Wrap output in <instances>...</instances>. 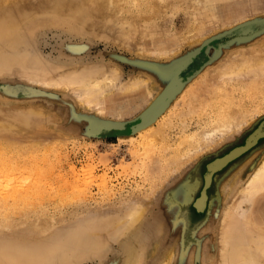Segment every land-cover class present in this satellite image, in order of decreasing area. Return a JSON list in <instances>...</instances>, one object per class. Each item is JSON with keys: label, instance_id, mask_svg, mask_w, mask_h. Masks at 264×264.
Instances as JSON below:
<instances>
[{"label": "rangeland", "instance_id": "1", "mask_svg": "<svg viewBox=\"0 0 264 264\" xmlns=\"http://www.w3.org/2000/svg\"><path fill=\"white\" fill-rule=\"evenodd\" d=\"M195 50L165 74L164 67ZM239 59L264 61V0H0V121L19 128L17 135L8 127L12 135L0 123V264H99L104 256L101 264H115L122 238L115 224L141 202L146 220L137 235H153L145 264H156L166 249L176 251L170 264H189L193 251V264H209L201 259L208 255L217 260L219 219L239 202L237 239L264 263V235L249 222L259 210L264 222V190L247 198L237 193L264 156V137L215 172L205 208H193L207 165L264 126V86L247 75L220 78ZM110 67L119 79L102 116L50 84L105 76ZM177 71L185 75V91L150 133L163 130L164 138L131 136L129 126ZM138 77L148 81L151 97L143 95L146 88L125 91ZM227 107L240 119L239 132L205 147L199 132ZM118 120L122 132L89 131L91 121Z\"/></svg>", "mask_w": 264, "mask_h": 264}, {"label": "bare ground", "instance_id": "2", "mask_svg": "<svg viewBox=\"0 0 264 264\" xmlns=\"http://www.w3.org/2000/svg\"><path fill=\"white\" fill-rule=\"evenodd\" d=\"M207 45H209V43ZM204 46H206V45H204ZM155 54H156L157 57H164V55L166 53H155ZM233 55H232V57H233ZM234 57H235V55H234ZM200 58H201V56L198 58V61L200 60ZM262 60H263V58H262ZM177 64H179V63H177ZM224 64H226V63H224ZM74 74H72V75L74 76ZM102 74L101 75H98L97 74L98 77L96 75L93 78H90V77L88 78V76H86V78H85V76H84V78H82V79H75V78H71V77L70 78H67L68 77L67 76L63 80L54 81L52 83H50V82L46 83L45 80L38 81V83H42L46 87H52L53 86V88L58 89V90H61V91H64V92L65 91L67 92V91H70L71 90V92L74 93V97L76 98V101H77L78 104H80L81 106H83L84 108H86V110L87 109H93V110L96 111L97 114H99V115L102 116V115H105V114H104V110L101 108V106L105 102H108V100H109L108 103H111L112 102L111 100L113 98V93H114V90L117 88V81L119 79V77H118L119 76L118 75V71H117L116 68H111L110 67V68H108V73H105L106 75L104 74L105 76H102ZM220 75H221L220 78L221 77H225V78H227L230 81L233 78H239V77H242L243 75H247L249 77L248 79L254 80L256 82V83L253 82V85L255 87H257V88H260V87H263L264 86V61H261V60H258V59H247V60H243V61L240 60V61H238V62H236L234 64H232V62H231L226 67H224V70L221 72ZM80 76H83V75H80ZM184 76H185L184 74H182L181 72H178V73H176L174 76H172L170 78V81H169L168 85H166L163 88V90H162L163 93L161 91V93L159 94L160 97H159V95H157L153 99V101L151 102V104H149L148 108L143 111L140 119L134 125H130V126H135L133 128L132 133H129L131 136H136V135H139L140 136V135H146L147 133L148 134L151 133V131L153 129V126L168 111V109L170 107L169 102L174 99V96L179 95V94L182 93L183 86H184V81H185ZM78 77H79V75H78ZM49 83L52 84V86ZM148 87H149L148 86V81L145 80V79H143L142 77L141 78L140 77L133 78V80L131 79L130 82L128 81V83L124 85V89L127 92L134 91V90H137L138 92H140V89L141 88H143V89L146 88L145 89V94H143V95H145V96L149 95L151 97L152 94H151V91H150V89ZM7 91H8V87H7ZM165 91H168V93L166 94ZM9 93H10V91H9ZM234 111L235 110L232 109V107H227L226 109L223 108V109L217 110L215 112V119H214V121H212L211 123L205 124V126L202 128V130L200 129L201 132H199V134L198 133L197 134H198V136L200 135V138L203 139V141H204L203 144L205 145V147L207 146L209 148V147L215 146V145L218 144V142H220L221 140L227 138L231 134L238 133L239 132L240 124H239L238 120H240V119H238L237 116H235V115H237V113L234 112ZM31 114L32 115H30V114L29 115L30 116H33V113H31ZM114 114L117 115V117H116L117 119H122V117L120 116V113H114ZM145 116H147L146 119H145ZM11 119L10 118L8 119V120H10L12 122L11 124H13L14 122H16V123L18 122L17 124L20 127L19 119L18 118H17L18 121H14V122ZM13 119H14V117H13ZM0 120H1V118H0ZM8 120H6V122ZM14 120H16V118ZM141 120H143V121L141 122ZM1 122H3V121H0V123ZM25 122H26V120H25ZM102 122H104V121H102ZM107 122H110L109 124H112V123L122 124L119 120L118 121H115V122L114 121H107ZM4 123H5V119H4L3 125L1 124L2 125L1 127L2 128H5L6 125H9V124H4ZM16 123H14V124L16 125ZM106 124H108V123H106ZM123 126H124V124H123ZM207 126H209V127H207ZM8 127H11L12 129L14 127L13 130H15L14 132H16V134H17V131L19 130L18 126H17L18 129L16 131L15 126L12 127L10 125L6 127L7 128V129H5V130H7L6 132L3 129H0V132L2 133L4 131L5 133H8L10 131V132H12V135H13L14 134L13 133V130L10 129V128H9L10 130H8ZM24 128H26V127H24ZM164 135H165V132L163 130H161V131H157L155 133L150 134L149 137H152V139H155V140H159L160 138H164ZM263 135H264V126H262L260 129L255 130L254 132H252L246 138V140L249 138L247 140V144L249 145V147H252L254 145V143L256 142V140H258ZM195 136H197V135L195 134ZM146 137L148 138V136H146ZM190 139H192V138L189 137V140ZM151 140H148V142L146 143V145H148L149 143H151L152 142ZM200 140H198V141H200ZM246 140H245V142H246ZM194 143H196V145L195 144L194 145L197 146V148H199V145H197V142H194ZM200 149H202V148H200ZM245 150H243L241 152L239 151L236 154L239 155L240 153L244 152ZM191 153L192 152H190V155H191ZM222 157L216 158L213 162H211L209 164V167L207 169V176H206L207 179H208L209 176H211V179H212L213 176H214V174H215V172H217L220 168H222L223 164L225 163L223 160H219ZM156 163H158V162H156ZM156 163L154 165H156ZM164 164H167L168 165V162L166 163V161H165ZM162 166L164 167V165H162ZM204 184H205V174L203 176V186H204ZM203 186H202V188H203ZM262 190H264V156L262 157V160L260 161V164L258 165V167L253 170V172L251 173V175L249 176V178L244 182V184L241 185L240 188H238L237 193L240 196H242L243 198L244 197L247 198L248 196H252L253 194H257V193H259ZM201 191H202V189H201ZM200 194H201V192H200ZM200 194H199V196H200ZM139 204H142V202L141 203H138L136 205L135 204L132 205V209H130L128 215H126L125 217L120 218L119 221L116 222V224H115V231H117V232L118 231H122L119 234L122 238L119 237V238H121V240L119 239L118 241H120V242H117V243H119V245H117V246H119V252H118V255L116 254L117 255V261H116L115 264H145V262L147 261L146 260V255H147V251L146 250L149 249V247L147 246L148 245L147 242H149V240H148L149 239L148 238L149 236H147V235H151V234H146V235L145 234H142V236L143 235L146 236V238L144 237L145 239L142 238L141 235H140V237L137 235V232H139L141 230L142 225L144 224V219L146 220V218L144 217L146 209H144L145 207H143V205H142V207H140L141 205H139ZM204 204H205V196L203 194L202 197L197 200L196 205L199 208H202L204 206ZM239 204H240V202H239ZM239 204L237 206H235V207H233V205L232 206H228L226 208V210L224 208L225 211L223 210L224 213L222 212L221 218L219 219L220 220V225H219V230L218 231H219L220 243H221V246H220V250L219 251H220V253H222V256H220V255L217 256L218 257L217 260H212L211 257H209V255L206 258H202L201 257L202 262L203 261H205V262L207 261V262H209V264H264V263L257 262V260L258 259H261L262 256L260 257L259 255H257V251H251V248H249V246H248V241L247 240H246L247 241V243H246V242L243 241V240H245L243 237H241L240 239H237L238 237H240V235L243 232L236 225V222L238 223V221L241 220L240 217H241V212L242 211L241 210H240L241 212L239 211ZM162 214L163 213H161V215H160L161 217H162ZM236 217H238V220H237ZM160 219H163V218H160ZM156 222H155V224H156ZM249 222H252L253 224L255 223L256 226L251 223L252 227H254V229H256L257 231H258V228L261 229L259 232H261L262 235H264V222L262 220V217L260 218V210L255 213V216L252 217L251 218V221L249 220ZM124 225H126V226L124 227ZM158 226L155 227V228L156 229L157 228H160V225H158ZM144 230H146V228ZM153 231H155V230H153ZM158 231H157V233H158ZM160 232L162 233V230H160L159 233H158L159 236L161 237V233ZM147 233H149V232H147ZM157 233H155V234H157ZM158 234H157V236H158ZM151 236H153V235H151ZM146 239L148 240L147 242H146ZM160 239H162V237ZM178 239L179 238H177V240ZM155 241H157V239ZM160 242H162V241H159V243ZM157 243H158V241H157ZM222 243H223V245H222ZM149 244H151V243H149ZM180 245H181V243H180ZM146 247H148V248L146 249ZM258 248H260V247H258ZM177 249H178V247H177ZM106 251L107 250L105 248V251L104 252L106 253ZM174 251H175V249H174ZM104 252L102 254H104ZM116 253H117V250H116ZM174 253H173V251H171L169 249H166V251L164 252V255L160 259H158L159 261L157 260V262L156 261H154V262L156 264H170L173 261V259L175 258L174 257L175 254ZM179 253L177 252V254H179ZM189 254L187 255V257L189 256ZM191 254H194V251ZM191 254H190V257H189V259H190L189 261L191 263L188 261L189 264H193V262H194V260L196 258V256H194L195 254L192 255V256H191ZM114 256H115V254H114ZM154 256H155V254H154ZM154 256H152V257H154ZM202 256H204V255L202 254ZM101 257H102V255H101ZM111 257H113V256H111ZM68 258H70V257H68ZM103 258H101V259H103ZM176 258H178V256H176ZM101 259H100V263L98 262L99 264H101ZM184 259H185L184 261H186V258H184ZM111 260H113V259H111ZM187 260H188V258H187ZM64 261H65V259H64ZM110 262L112 263V261H110ZM174 262H176L175 259H174ZM186 262H185V264H186ZM180 263L182 264V262H180ZM147 264H148V262H147ZM183 264H184V262H183Z\"/></svg>", "mask_w": 264, "mask_h": 264}, {"label": "water", "instance_id": "3", "mask_svg": "<svg viewBox=\"0 0 264 264\" xmlns=\"http://www.w3.org/2000/svg\"><path fill=\"white\" fill-rule=\"evenodd\" d=\"M254 22H256L255 20H251V21H247V22H245V23H241V24H239V25H237V26H235V27H233L232 29H230V31H226V32H224L222 35H225V34H227V33H229V32H231V31H233V30H236V29H238V28H242V27H245V26H247V25H249V24H251V23H254ZM218 38V36H216V37H212L211 39H209L208 40V42L207 43H205V45H207L208 43H210L212 40H215V39H217ZM201 47H204V46H201ZM200 47V48H201ZM195 53H198V51H193V52H191V53H189L186 57H183L182 59H180V60H178V61H175V62H173V63H171L169 66H166V67H164V71H165V73L168 71V69L170 70V69H173V68H175V67H177V66H180V64L181 63H183L184 61H186L187 59H189L190 57H192ZM177 62H180L179 64H177ZM146 67H148V68H152L153 67V65H146ZM150 68V69H151ZM157 71H159L158 69H156ZM166 89V88H165ZM166 92V94L168 93V91H165ZM162 93H163V91H162ZM165 94V95H166ZM159 97H160V95H159ZM158 98V97H157ZM147 118V116H145V119ZM144 119V120H145ZM143 120H141V122H142ZM106 123H108V124H106ZM110 122H107V121H104V122H100V121H91V124L89 125V131H90V133H92L93 135H99L100 133H108V132H122V131H124L125 130V126H123V124H118V123H112V124H109ZM260 126H263L262 124L260 125ZM259 126V127H260ZM135 126H130L129 128H128V130H129V133H132V131H133V128H134ZM261 137H264V135L263 136H261ZM260 137V138H261ZM259 138V139H260ZM249 139V138H248ZM247 139V140H248ZM258 139V140H259ZM247 140H246V142H245V144L243 145V146H240V147H237V148H234L233 150H231L229 153H227L226 155H224L222 158H220L219 160H223L225 163L223 164V166L222 167H224L228 162H230L231 160H233V159H235L236 157H238L239 155H241L242 153H244V152H246L247 150H249L251 147H249V145L247 144ZM258 140H256V142L254 143V145L257 143V141ZM253 145V146H254ZM252 146V147H253ZM245 150L244 152H242V153H240L239 155H237L236 153L237 152H241V151H243V150ZM236 154V155H235ZM235 155V156H234ZM213 162V161H212ZM210 164V163H209ZM209 164L207 165V167H206V173H205V184H204V186H203V188H202V191H201V194H200V196L194 201V203H193V208L197 211V212H201V211H203V209L205 208V204H206V201H207V194H206V190H207V188L209 187V185H210V183H211V176H209L208 177V179L206 178V176H207V169H208V167H209ZM221 169V168H220ZM219 169V170H220ZM204 194V196H205V204H204V206L202 207V208H199L197 205H196V202H197V200L198 199H200L201 197H202V195Z\"/></svg>", "mask_w": 264, "mask_h": 264}, {"label": "crops", "instance_id": "4", "mask_svg": "<svg viewBox=\"0 0 264 264\" xmlns=\"http://www.w3.org/2000/svg\"><path fill=\"white\" fill-rule=\"evenodd\" d=\"M263 216V215H262Z\"/></svg>", "mask_w": 264, "mask_h": 264}]
</instances>
